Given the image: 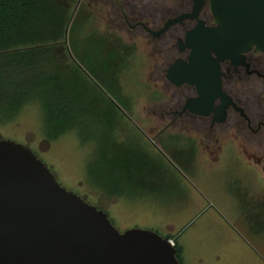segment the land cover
<instances>
[{
    "label": "rangeland",
    "instance_id": "obj_1",
    "mask_svg": "<svg viewBox=\"0 0 264 264\" xmlns=\"http://www.w3.org/2000/svg\"><path fill=\"white\" fill-rule=\"evenodd\" d=\"M107 3L69 0L64 40L85 77L75 126L47 139L42 108L31 101L0 116V138L27 146L119 232L169 237L178 264H264V136L229 129L215 142L192 126L158 136L151 109L166 97V80L152 72L148 38L111 25ZM92 37L105 42L95 64L71 45L83 50ZM109 49L117 58L107 64ZM117 156L128 165H111Z\"/></svg>",
    "mask_w": 264,
    "mask_h": 264
},
{
    "label": "water",
    "instance_id": "obj_2",
    "mask_svg": "<svg viewBox=\"0 0 264 264\" xmlns=\"http://www.w3.org/2000/svg\"><path fill=\"white\" fill-rule=\"evenodd\" d=\"M201 2L196 0V7ZM210 8L215 26L186 37L188 61L176 60L166 74L174 85L196 87L198 98L188 99L187 106L199 105V95L207 106L211 93L223 106L231 102L216 77L218 62L242 58L251 49L264 53V0H211ZM0 264L178 261L167 238L143 229L119 232L103 210L62 187L27 146L0 138Z\"/></svg>",
    "mask_w": 264,
    "mask_h": 264
},
{
    "label": "flooded vegetation",
    "instance_id": "obj_3",
    "mask_svg": "<svg viewBox=\"0 0 264 264\" xmlns=\"http://www.w3.org/2000/svg\"><path fill=\"white\" fill-rule=\"evenodd\" d=\"M210 1L202 0L196 7V0H107L108 17L111 25L138 30L148 38L154 56L152 72L166 80V97L155 102L151 109L155 122L161 125L158 136L171 127L192 126L215 142L229 129L243 137H263L264 53L251 49L242 58L218 62V83L221 91L231 98L225 106L214 93L208 95L212 100L207 106L202 105L200 95L199 105L187 106L188 99L198 98L196 87L186 83L174 85L166 78L168 68L176 60L187 62L191 55L186 37L199 28L215 26ZM114 56L117 58V53ZM207 79L209 84L211 78Z\"/></svg>",
    "mask_w": 264,
    "mask_h": 264
},
{
    "label": "trees",
    "instance_id": "obj_4",
    "mask_svg": "<svg viewBox=\"0 0 264 264\" xmlns=\"http://www.w3.org/2000/svg\"><path fill=\"white\" fill-rule=\"evenodd\" d=\"M69 5V0H0V116L11 118L24 104L36 101L49 140L75 126L85 85L83 71L64 40ZM71 45L77 55L85 50L94 64L105 51V42L98 37L85 40L83 50L78 49L80 43ZM115 53L105 52L107 64ZM109 162L116 168L118 163L128 165L118 156ZM174 247L178 257V244Z\"/></svg>",
    "mask_w": 264,
    "mask_h": 264
},
{
    "label": "built area",
    "instance_id": "obj_5",
    "mask_svg": "<svg viewBox=\"0 0 264 264\" xmlns=\"http://www.w3.org/2000/svg\"><path fill=\"white\" fill-rule=\"evenodd\" d=\"M169 243H170L172 246L175 245V243H174L171 239H169Z\"/></svg>",
    "mask_w": 264,
    "mask_h": 264
}]
</instances>
